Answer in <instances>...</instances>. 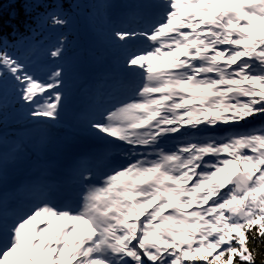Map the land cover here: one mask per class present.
Segmentation results:
<instances>
[{
  "label": "snow or ice",
  "instance_id": "1",
  "mask_svg": "<svg viewBox=\"0 0 264 264\" xmlns=\"http://www.w3.org/2000/svg\"><path fill=\"white\" fill-rule=\"evenodd\" d=\"M0 264H264V0H0Z\"/></svg>",
  "mask_w": 264,
  "mask_h": 264
},
{
  "label": "trees",
  "instance_id": "2",
  "mask_svg": "<svg viewBox=\"0 0 264 264\" xmlns=\"http://www.w3.org/2000/svg\"><path fill=\"white\" fill-rule=\"evenodd\" d=\"M82 37V36H81Z\"/></svg>",
  "mask_w": 264,
  "mask_h": 264
}]
</instances>
